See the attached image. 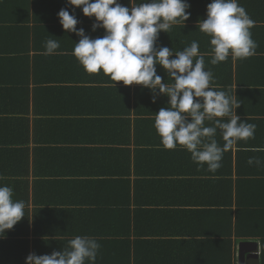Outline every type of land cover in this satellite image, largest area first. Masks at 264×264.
Wrapping results in <instances>:
<instances>
[{"label":"crops","instance_id":"1","mask_svg":"<svg viewBox=\"0 0 264 264\" xmlns=\"http://www.w3.org/2000/svg\"><path fill=\"white\" fill-rule=\"evenodd\" d=\"M187 2L185 26L161 32L157 44L177 52L198 41L212 86L235 94L241 121L256 125L254 139L225 151L215 173L162 145L154 120L168 97L153 103L149 89L78 62L79 37L57 13L67 7L93 39L105 34L92 30L94 17L67 0H0V185L26 205L0 238V264L61 251L77 235L101 245L96 264H264V166L248 163L264 161V0H239L254 21L256 54L217 65L197 28L211 0ZM48 39L59 54H44ZM216 139L223 146L219 130Z\"/></svg>","mask_w":264,"mask_h":264},{"label":"clouds","instance_id":"2","mask_svg":"<svg viewBox=\"0 0 264 264\" xmlns=\"http://www.w3.org/2000/svg\"><path fill=\"white\" fill-rule=\"evenodd\" d=\"M67 6L94 17L92 30L102 28L105 32L93 39L83 28H77L79 21L67 7L57 13L62 28L79 37L73 55L86 72L102 71L115 84L122 81L124 85H141L150 90L153 103L159 96L168 97V106L160 108L154 120L166 149L180 147L198 166L207 165L208 171L215 173L222 166L225 151L240 141L254 139L256 125L241 121L237 115L241 106L237 96L212 86L213 73L206 69L198 41L177 52L157 44L161 32L169 33L177 24L185 26L191 15L187 0H142L138 4L130 0V6L119 0H67ZM253 25L239 0H211L206 19L197 22V28L210 37V63L254 56L258 45L252 38ZM59 48L57 40L48 39L44 54H59ZM156 65L166 71V82L157 74ZM218 130L223 146L216 139ZM248 163L264 166V161L255 157H250ZM13 195L12 187L0 185V238H5L6 230L26 216L25 202L14 200ZM100 247L94 237L77 235L61 251L28 254L25 264H96Z\"/></svg>","mask_w":264,"mask_h":264},{"label":"water","instance_id":"3","mask_svg":"<svg viewBox=\"0 0 264 264\" xmlns=\"http://www.w3.org/2000/svg\"><path fill=\"white\" fill-rule=\"evenodd\" d=\"M246 243H248V242H242V244H244V245H245ZM242 244L240 245V253H239V255H240L241 259H242V257L244 256V253H243V248H241ZM254 252H256V250H254V251H251V253H250V254L256 255Z\"/></svg>","mask_w":264,"mask_h":264}]
</instances>
